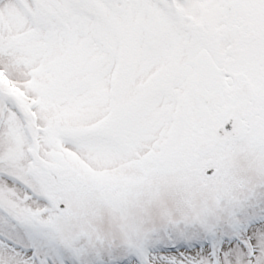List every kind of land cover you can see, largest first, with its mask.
Listing matches in <instances>:
<instances>
[{
    "label": "snow or ice",
    "instance_id": "1",
    "mask_svg": "<svg viewBox=\"0 0 264 264\" xmlns=\"http://www.w3.org/2000/svg\"><path fill=\"white\" fill-rule=\"evenodd\" d=\"M0 264H264V0H0Z\"/></svg>",
    "mask_w": 264,
    "mask_h": 264
}]
</instances>
